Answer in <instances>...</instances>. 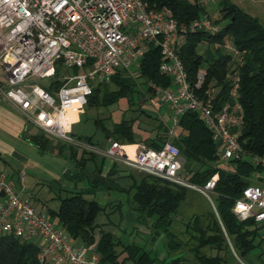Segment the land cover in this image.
Instances as JSON below:
<instances>
[{"label": "built area", "instance_id": "obj_1", "mask_svg": "<svg viewBox=\"0 0 264 264\" xmlns=\"http://www.w3.org/2000/svg\"><path fill=\"white\" fill-rule=\"evenodd\" d=\"M195 1L208 7L220 0ZM220 29L221 24L208 16L179 26L169 9L152 10L142 0H0V103H7L28 125L59 142L210 198L215 181L203 186L189 183L181 173L180 151L170 140L159 150L137 144L130 158L116 141L100 148L76 139L65 120L71 110L82 113L93 89L119 71L138 76L129 69L135 65L139 70L140 59L150 46L156 47L161 55L159 72L172 83L166 88L148 86L171 109L169 137L175 135L179 117L193 112L210 131L222 166L247 160L255 171L231 211L239 220L251 218L263 229L264 156L251 155L240 144L244 112L235 66L241 52L230 40L222 45L230 57L225 100L216 84L204 88L203 69L191 84L177 54L187 34L214 36ZM57 65L81 73L64 76L54 98L34 80H49ZM0 235L36 245L38 264H102L89 248L75 245L47 212L37 211L28 198L21 197L2 173Z\"/></svg>", "mask_w": 264, "mask_h": 264}, {"label": "trees", "instance_id": "obj_2", "mask_svg": "<svg viewBox=\"0 0 264 264\" xmlns=\"http://www.w3.org/2000/svg\"><path fill=\"white\" fill-rule=\"evenodd\" d=\"M142 1L152 10L166 7L182 27L203 16L211 17L208 9L198 5L195 0ZM217 6L225 22L222 25L216 20L221 24L220 31L214 36L206 32L187 34L177 54L191 84L195 83L197 73L203 69L204 88L216 84L222 89L221 97L225 100L230 57L224 53L222 45L226 40L233 42L242 56L240 63L235 66L240 76L239 102L244 112L240 144L249 154L264 156V26L258 18L230 0H220ZM201 46H205L204 51L199 50ZM160 62L159 49L150 46L140 59L137 78L119 71L108 83L93 89L87 98L85 110L107 108L126 100L128 109L136 116L129 120L123 119L108 128L103 123L104 119L96 118L93 120L94 125L100 127L106 139L121 145L142 143L148 148L159 150L172 138V143L178 147L184 159L183 177L197 186H203L210 179L215 181L213 207L204 213L194 214L183 228H176L172 232V215L186 200L188 191L193 190L140 172V178H132V185L126 192H132L131 204L137 213L138 224L132 232L142 238V245H123L110 232L99 230L98 233L99 225L95 220L103 207L83 191L59 197L57 210L47 213L73 243L78 241L77 245L96 253L102 264H240L242 258L256 249L260 251L255 256V262L264 264V228L258 227L251 218L239 220L231 211L243 189L251 183L250 177L255 168L247 160L222 166L215 155L216 147L211 133L196 113L187 112L180 116L176 134L169 137V129L160 117L142 109L141 105L156 98L149 84L171 87V79L159 72ZM61 75L55 70L53 77L56 81L45 90H56L61 85ZM110 85L113 89H110ZM141 87H145V91H141ZM138 117L148 118L155 125L149 129L142 128ZM147 133H153V136H146ZM71 136L75 137L72 132ZM75 138L92 144L89 139ZM92 186L95 188L94 184ZM138 225L146 227L145 237L137 228ZM179 229L181 233H177ZM156 242L163 249L162 258L157 257L153 250ZM206 250L213 253L208 254ZM39 252V248L31 242L0 235V264H38ZM183 252L191 255V262L187 263Z\"/></svg>", "mask_w": 264, "mask_h": 264}, {"label": "crops", "instance_id": "obj_3", "mask_svg": "<svg viewBox=\"0 0 264 264\" xmlns=\"http://www.w3.org/2000/svg\"><path fill=\"white\" fill-rule=\"evenodd\" d=\"M213 6L210 5L205 8H216ZM154 99H157L159 104H164L157 97ZM153 108L150 105V109ZM168 108L167 120L156 114L169 129L171 109L169 106ZM89 111L85 110L84 113L77 114L74 110H71L67 113L72 118L71 121H68L70 131L75 137L89 139L94 146L107 148L111 140L106 139L100 127L94 125L91 121L94 119L89 120L83 126L81 125L84 120L82 116ZM70 112H74L75 115ZM101 119L105 118L102 117ZM98 133L100 135H97ZM146 136H153V133H147ZM137 144L123 145L130 158H133L134 150L130 153L127 148L134 147ZM182 164H184L183 160ZM0 173L5 176L6 181L10 184V181L14 179L13 176L17 175L20 180H25L27 183L48 185L53 196H50L45 202L40 201V203L42 202L40 208L35 207L37 211L42 212L56 211L59 205L58 198L66 197V194L75 191H83L87 193L86 196L89 198L99 196L110 201L112 199L111 192L128 191L132 185V178L139 179L141 176L139 171L130 169L123 164L98 155L88 154L79 148L42 135L39 130L28 125L24 118L5 102L0 103ZM51 183H55L58 186V191L62 194L57 193V196L54 195ZM93 184L95 188H93ZM14 188L21 197H26L25 192H23L24 186L21 190ZM51 202H56L57 206H50L49 203ZM137 224L138 222L135 223V225Z\"/></svg>", "mask_w": 264, "mask_h": 264}, {"label": "rangeland", "instance_id": "obj_4", "mask_svg": "<svg viewBox=\"0 0 264 264\" xmlns=\"http://www.w3.org/2000/svg\"><path fill=\"white\" fill-rule=\"evenodd\" d=\"M232 3L240 7L242 10H244L246 13L250 14L253 17L258 18L260 23L264 26V0H230ZM213 7L216 8H208L210 16L214 18L215 20H218L222 25L225 23L222 18L220 13L218 12V6L215 4ZM200 51L205 50V46L199 47ZM56 70L61 72V76L59 77V81L62 83L63 82V77L66 75L72 76L75 74L81 73L80 69H65L63 67H60L59 65L56 66ZM132 72H138V69L135 65L131 66L129 69ZM130 75V72H128ZM131 76V75H130ZM133 77V76H131ZM138 76H135L133 78H137ZM35 83L39 84L44 89H47L46 85L53 84L56 81V78L51 77L49 80L46 82L34 80ZM140 82L141 79H138ZM110 89H113V86L110 85ZM141 91H145V87L139 88ZM56 98V90L52 89L51 91H47ZM151 101V100H150ZM146 103L145 105H141L142 109L146 111L147 113H152L153 115L159 114L162 117L167 120L168 116V104H159L157 99H152V102ZM150 105H152L154 108L150 109ZM135 106H139L136 104ZM85 111V107L83 108V112ZM167 114V115H166ZM136 116L135 113H132L127 106L126 100H121L117 104H114L112 106H109L107 108H100V109H92L89 112H87L84 116H82L83 122L81 125L87 124V122L91 119H100L102 117L106 118L103 120V123L105 127H109L114 123L120 122L121 120H129ZM96 117V118H95ZM140 121L139 125L142 128H150V126L155 125L150 119L145 118V117H138ZM93 122V120H91ZM169 121V120H168ZM170 125V123H169ZM135 128V127H134ZM100 131V129H98ZM136 134L140 137V133L136 130ZM97 135H100L98 133ZM170 141L172 140L169 139ZM172 142V141H171ZM62 143V142H61ZM65 144V143H64ZM182 173V170H181ZM184 176V172L182 173ZM14 179L13 181H10L11 184L21 190L23 186L25 189H23L25 192L24 195L31 200V203L34 207L40 208V201L45 202L50 198V196H53L52 193H50L48 185L47 186H42L36 185L34 183H27V181H22L17 175L13 176ZM51 186L54 190V195L57 196V193H60L57 189V185L55 183H51ZM62 194V193H60ZM70 194H66V196H69ZM110 196L112 199L108 201L107 199H103L99 196H96L95 199L100 203V205L103 207V210L98 214L95 223L99 225V228L97 232L99 233V230H102L103 232H110L112 233L116 239L121 241L123 245L126 244H137V245H142L143 240L140 236H136L135 233H133V229L135 226V223L137 222V213L133 210V206L131 204V196L132 192H124V191H114L110 193ZM210 198H206L205 196L196 193L194 191H188L186 200L181 204L179 207L178 211L172 215V226H171V231L175 232L176 228H183L187 222L191 219V217L194 214H200L204 213L207 211L210 207H213V201H214V196L213 194H209ZM25 197V198H26ZM32 198V199H31ZM50 206L56 207L57 203L51 202L49 203ZM137 227L142 234L143 237H145L143 234L146 231V227L144 225H138ZM147 232V231H146ZM181 233V230L179 229V232ZM262 233L264 235V230H262ZM183 237V236H181ZM75 245L79 244V242H75ZM120 249V248H119ZM150 249V248H148ZM153 250L157 257L162 258L163 256V249L161 248V245L159 242H156L153 246ZM259 249H256L253 251L250 255H248L245 258L241 259L240 264H257L255 263L256 258L255 256L259 253ZM206 253H213L209 252V250L205 251ZM184 253V259H187V263L191 262L189 259H191V255L188 254V252H183ZM264 257L262 258L263 261ZM130 264V263H128Z\"/></svg>", "mask_w": 264, "mask_h": 264}, {"label": "bare ground", "instance_id": "obj_5", "mask_svg": "<svg viewBox=\"0 0 264 264\" xmlns=\"http://www.w3.org/2000/svg\"><path fill=\"white\" fill-rule=\"evenodd\" d=\"M72 115H75L74 112H70ZM72 118H70L68 115H66V118L65 120L68 122V121H71ZM134 150V147H128L127 148V151H129L131 153V151ZM126 151V150H125Z\"/></svg>", "mask_w": 264, "mask_h": 264}, {"label": "water", "instance_id": "obj_6", "mask_svg": "<svg viewBox=\"0 0 264 264\" xmlns=\"http://www.w3.org/2000/svg\"><path fill=\"white\" fill-rule=\"evenodd\" d=\"M181 160H183L184 161V159L181 157Z\"/></svg>", "mask_w": 264, "mask_h": 264}]
</instances>
